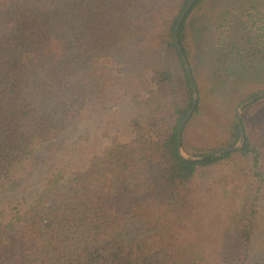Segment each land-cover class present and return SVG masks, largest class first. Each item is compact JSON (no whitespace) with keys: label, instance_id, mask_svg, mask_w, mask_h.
<instances>
[{"label":"trees","instance_id":"16d2710c","mask_svg":"<svg viewBox=\"0 0 264 264\" xmlns=\"http://www.w3.org/2000/svg\"><path fill=\"white\" fill-rule=\"evenodd\" d=\"M0 0V196L93 107L140 98L136 135L0 222V264H264V0ZM205 142L186 132L194 123Z\"/></svg>","mask_w":264,"mask_h":264},{"label":"rangeland","instance_id":"374dc122","mask_svg":"<svg viewBox=\"0 0 264 264\" xmlns=\"http://www.w3.org/2000/svg\"><path fill=\"white\" fill-rule=\"evenodd\" d=\"M154 88V83L148 81L140 98H127L116 105L91 108L85 121L77 126L73 134L63 137L58 146H48L47 151L41 154L39 168L31 181L0 196V222L7 223L15 207L20 213L28 211L55 175L63 173L65 183H69L77 174L89 169L94 156H103L119 145L133 142L136 135L131 121L141 112V99ZM262 92L264 90L258 94ZM185 137L197 144L206 141L201 125L196 122L187 129ZM183 152L187 156H196L184 146Z\"/></svg>","mask_w":264,"mask_h":264},{"label":"water","instance_id":"95a60500","mask_svg":"<svg viewBox=\"0 0 264 264\" xmlns=\"http://www.w3.org/2000/svg\"><path fill=\"white\" fill-rule=\"evenodd\" d=\"M196 1L197 0H190L187 3V5L184 7L183 11L181 12V14L178 17V21L176 23V30H175V33H174L175 45L177 47L178 53L180 55V58H181L182 63L184 65V67H185L186 73L188 75V78H189V80L191 82V85L193 87V90H194V100L192 102V105H191L190 109L186 113L184 119L182 120V122H181V124L179 126L178 136H177L179 151H180L181 155L184 158L190 159L191 161H199V160H201V158L195 157V156H187V155L184 154L183 147H182L183 132H184V129H185L187 123L190 121L191 117L193 116V114H194V112H195V110L197 108V105H198V102H199V99H200V92H199V88L197 86L194 74H193L191 68L189 67L188 62L186 61V57H185V55H184V53L182 51L181 45H180V43L178 41V31H179V28L181 26L182 21L184 20V18L186 17V15L190 11V9L193 7V5L196 3ZM262 98H264V92L244 100L239 105V107L237 108V110H236V119H237V122H238L239 130H240V132L242 134V137H241L239 143L236 146H233V147L224 148V149H221V150H217V151L211 152V153L205 155L206 158L210 157V156H218V155H221V154H223L225 152H236V151L240 150V148L243 145L244 136H245L244 125L242 123V115H243L242 112H244V109H245L246 106H248L251 103H253V102L257 101V100H260Z\"/></svg>","mask_w":264,"mask_h":264}]
</instances>
